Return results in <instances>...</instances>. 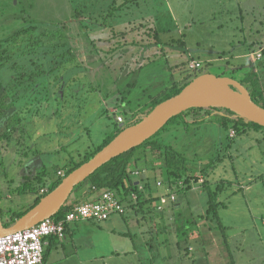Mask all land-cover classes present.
Masks as SVG:
<instances>
[{"label": "rangeland", "instance_id": "374dc122", "mask_svg": "<svg viewBox=\"0 0 264 264\" xmlns=\"http://www.w3.org/2000/svg\"><path fill=\"white\" fill-rule=\"evenodd\" d=\"M30 24L40 40L63 28L76 59L44 60L37 49L0 70L8 97L15 99L0 125L4 222L29 211L37 197L19 195L17 186L27 177L37 186L33 176L43 167L56 178L57 167L67 169L72 158L115 130L117 115L128 118L148 108L174 82L196 73L241 80L253 72L251 66L264 64V0H0V38ZM10 45L17 48L12 40ZM19 58L22 68L26 61L29 79L17 76L23 69L13 61ZM191 61L202 67L192 69ZM260 74L264 86V70ZM219 114L186 112L189 123L181 116L156 135L183 152L201 179L176 193L174 204L162 213L145 206L102 222H73L67 240L47 248L45 264H80L79 257L82 264H264V129L229 138ZM8 122L16 129L4 136ZM220 155L208 184L225 204L217 211L223 230L201 216L210 194L200 169ZM152 161L142 159L139 166ZM146 172V191L160 192L159 172Z\"/></svg>", "mask_w": 264, "mask_h": 264}, {"label": "trees", "instance_id": "16d2710c", "mask_svg": "<svg viewBox=\"0 0 264 264\" xmlns=\"http://www.w3.org/2000/svg\"><path fill=\"white\" fill-rule=\"evenodd\" d=\"M34 28L35 26L30 24L27 27L18 29L11 36H8L6 38H0V70L1 68L4 67L6 68H4L3 70L7 69L8 68L7 65L13 59H15L14 58L15 56L18 57L20 56L21 58V55L27 53H33L37 49H41L39 55H43L44 60H46L47 57L51 55H53L55 58H58L61 55H66L70 59L72 58L76 59L74 52L70 50L71 47L69 46L68 43V37L63 31V28L61 30L62 31L61 33L52 30L50 33L44 34L42 40L38 39L39 37H37L36 39V37L32 34L31 31ZM11 40L15 44L13 46L14 47L16 46L17 48H12V46L10 45ZM20 58L18 59V61L14 60L13 64H15L18 67V69L21 70L23 69L22 72H18L17 76L18 77L21 76V78H24L25 80V78L28 77L30 78L31 74H29V72L27 73L25 70L27 68L26 61H23L25 63L23 64L24 68H22L19 65V63L22 62ZM32 63H35V61H32ZM251 63L253 64L252 60ZM251 68L253 72L248 76L247 75L244 76V78L239 81L250 91L253 100L264 107V99H263L264 88L262 87L261 84V77H260L261 75L259 74L256 65L251 66ZM34 73H39V72H34ZM201 73L202 72L196 73L195 75H193L192 78L184 79L181 82H174L171 87L167 88L158 97L154 98L151 102V105L148 108L140 109L141 110L140 112H137L138 110H136L132 112L131 115L128 116V118L124 117V121L122 123L117 122L115 130L113 132L107 133L99 144H96V146L94 147H90V146L87 147L84 150L83 154H81L77 159L72 158L69 161L70 165H68L67 169H65L64 166L57 167L55 172L58 173V171L62 170L61 168H63L65 170L64 176L62 177L57 176L56 178H53V175H50L47 172L46 168L43 167L41 171H39L35 176H33L34 178H36V180H38L37 186L33 185L30 182L29 178L31 177L29 178L27 177V179L24 180L21 185L16 187V192L19 195L27 194L31 192L38 193L41 188L48 186V191L46 193H44L43 195L37 194L38 196L35 198L34 204L29 208L30 210L41 200V198L44 195H46L47 193L52 191L56 186H58V184L62 181V179L66 175H68L74 169L78 168L81 164H83L84 162L88 161L91 157H93L124 128L139 122L145 115L151 112L157 104L178 94L186 85H188L193 80L194 77L200 75ZM17 94L18 93H16V95ZM9 99L10 97H8V92L3 82V75L0 74V125L4 124L7 121V119L10 117L9 110L11 109V107H15V99L12 97L10 100ZM115 108L116 106L113 107V109ZM186 112L191 113L192 115L203 114V118L209 117L213 112L214 113L219 112L221 114L217 116L218 122L225 128L226 131L230 129L235 130L236 136L243 132H247L250 129H255V130L264 129V126L252 122L246 118H243L237 115L236 113L225 108H191L173 117L172 119H170L168 123L173 122L174 120L178 119L181 116H182L181 118H183ZM188 121L189 120H187L186 117H184L182 123L187 124L189 123ZM6 126L7 127L3 132V135L10 136L13 133V131L16 129V125L11 126L9 125L8 122ZM160 131H158L151 138L147 139L143 144L117 157H114L109 162L105 163L102 167H100L92 175H90L86 180L78 184L75 187V189L78 186H82L80 189H85L88 195L93 194L95 192L93 190L94 187L100 191H106V190L114 191L116 192L117 196L120 197V199L125 204H127V209L130 206L132 207L138 206L141 209V207L145 206L144 204L147 201L151 202L148 204H151L153 209H155L157 212L162 213L164 210L168 209L171 203L168 204V206H166L163 211H159L157 210V205H153V201L158 202L161 195L169 194L170 192L178 193L189 190L190 188H192L191 187L192 184H194L195 182L197 183L199 181V177H197L198 173H195L192 167H190V165L188 164V158L183 152H180L172 145L159 141L157 138H155ZM228 137L234 138L231 137L230 135H228ZM139 149L143 151L142 155H138L136 153V150ZM142 159H145L146 161L148 159L151 160L153 159L152 166L146 165V167L142 169L139 166V161ZM220 159H221V155L215 156L208 163L203 165L200 169L202 175L205 178L204 183L207 182L205 183L206 190L210 194L207 210L205 211V214L204 215L201 214V216L203 217V219L204 218L206 219V217L210 218L211 220H213L215 223L218 224L219 228L223 230L224 228H226V226L223 225L221 221H219L217 211L220 206L222 205L225 206V204L224 202L218 200L217 193L214 190H210L208 184V176L210 175V172L213 169H215ZM147 169H152L159 172L160 177L156 179V183L158 181L159 182L161 181L163 183L160 193L158 191H153V193L152 191L150 192L146 191L151 188V184L148 181V176L146 172ZM136 171L145 174V177L141 180V182L138 185H136L135 181L133 180L134 173ZM48 180L50 181L48 182ZM180 182H182L183 186L180 184ZM132 193H136L138 195V200L136 203H133L131 201L130 197ZM145 193L147 194L146 198L144 197ZM75 204L76 202L67 201V203L63 205L61 210L53 217L58 220L61 219L74 207ZM25 213L26 211L16 213L14 217L4 222L5 226L7 227L11 226L16 221V219L20 218ZM54 237L55 236H50L48 238L50 239L49 246L52 245L54 241ZM49 246H46L44 249V260H45V256L47 255V248Z\"/></svg>", "mask_w": 264, "mask_h": 264}, {"label": "water", "instance_id": "95a60500", "mask_svg": "<svg viewBox=\"0 0 264 264\" xmlns=\"http://www.w3.org/2000/svg\"><path fill=\"white\" fill-rule=\"evenodd\" d=\"M191 108H225L264 126V107L253 100L250 91L239 80L214 73H203L178 94L157 104L139 122L124 128L93 157L66 175L58 186L44 195L11 226H5L0 205V236L28 229L46 218L55 216L67 203L78 184L114 157L143 144L170 119ZM144 176L142 173L133 178L136 185Z\"/></svg>", "mask_w": 264, "mask_h": 264}, {"label": "built area", "instance_id": "2783aa9c", "mask_svg": "<svg viewBox=\"0 0 264 264\" xmlns=\"http://www.w3.org/2000/svg\"><path fill=\"white\" fill-rule=\"evenodd\" d=\"M257 56L261 57L262 55ZM190 67L198 69L202 67V63L191 61ZM112 111L115 113L116 109ZM116 118L119 123L124 121L122 115H117ZM235 134V130L230 129L229 135L234 137ZM57 174L61 177L65 175L64 170L58 171ZM139 175H141L139 171L134 173L135 177ZM156 184L158 187L163 186L161 181ZM180 184L182 185V182ZM47 191L48 186H45L40 189L38 194L43 195ZM130 198L133 203H136L138 195L132 193ZM176 199V193L170 192L161 195L159 201L154 205H157V210L163 211L168 204L175 203ZM126 210L127 204L117 196L116 192L111 190L101 191L97 199L77 203L59 220L54 217L46 218L28 229L0 236V264H44V249L47 239L50 236H55L63 240L66 236V226L68 224L87 219L105 221L114 214H125Z\"/></svg>", "mask_w": 264, "mask_h": 264}, {"label": "crops", "instance_id": "0c3cea01", "mask_svg": "<svg viewBox=\"0 0 264 264\" xmlns=\"http://www.w3.org/2000/svg\"><path fill=\"white\" fill-rule=\"evenodd\" d=\"M262 45H260V47H261ZM264 48V46L263 47H261V49H263ZM264 57V56H263ZM262 56L261 57H257V58H260V59H262L263 58ZM257 68H258V72H259V74H260V72L262 71V70H264V64L261 66V64L260 65H258L257 66ZM261 75V74H260ZM261 77V84H262V87L264 88V86H263V82H262V75L260 76ZM264 78V77H263ZM111 107H114V105H112V106H110V108ZM110 108H108V109H110ZM135 177V176H134ZM133 177V178H134ZM145 177V176H144ZM93 190L95 191L93 194H90V195H88L87 194V192L85 191V189H81L80 191H79V193L77 194V197L73 200V201H71V202H76V204L77 203H79V202H83V201H87V200H95V199H97L98 197H99V194L101 193V191L100 190H98V189H96V188H93ZM160 193V192H159ZM38 196V195H37ZM157 202V201H156ZM155 202V203H156ZM75 204V205H76ZM153 205H154V203H153ZM145 206L146 207H149V210H150V208H153L152 206H151V204H145ZM145 206H143V209H145L144 207ZM128 208H131L132 210H134V211H136V210H139L140 209V207H138V206H134V207H132V206H130V207H128ZM142 209V210H143ZM157 212V211H156ZM114 215H117V214H114ZM114 215H112V216H114ZM111 216V217H112ZM110 217V218H111ZM109 218V219H110ZM87 220H90V221H95V222H102V221H96V220H91V219H87ZM87 220H84V221H87ZM108 220V219H107ZM80 221H82V220H80ZM75 222H78V221H75ZM71 224L72 223H70V224H68L66 227V236H65V238L63 239V240H67V234H70V232H71V229H72V227H71ZM116 227V226H115ZM56 239H58L57 237H54V240H56ZM60 240V239H59ZM62 240V241H63ZM47 244H46V246H49V244H50V239H47ZM53 243H54V241H53ZM52 243V244H53ZM45 246V247H46ZM96 253H102V251H100V250H96ZM89 255H92L91 253L89 254ZM46 257H47V255L45 256V260H44V264L46 263ZM98 258H102V255H99V254H97V255H92V259H96V260H98ZM79 262H80V264H82L81 262H82V259L79 257ZM91 264H93V262L91 263Z\"/></svg>", "mask_w": 264, "mask_h": 264}, {"label": "flooded vegetation", "instance_id": "af4514ba", "mask_svg": "<svg viewBox=\"0 0 264 264\" xmlns=\"http://www.w3.org/2000/svg\"><path fill=\"white\" fill-rule=\"evenodd\" d=\"M0 196H1V190H0Z\"/></svg>", "mask_w": 264, "mask_h": 264}, {"label": "clouds", "instance_id": "9594fccd", "mask_svg": "<svg viewBox=\"0 0 264 264\" xmlns=\"http://www.w3.org/2000/svg\"><path fill=\"white\" fill-rule=\"evenodd\" d=\"M142 174V173H141ZM141 182V181H140Z\"/></svg>", "mask_w": 264, "mask_h": 264}]
</instances>
